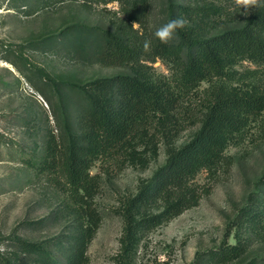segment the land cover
Wrapping results in <instances>:
<instances>
[{
	"label": "rangeland",
	"instance_id": "1",
	"mask_svg": "<svg viewBox=\"0 0 264 264\" xmlns=\"http://www.w3.org/2000/svg\"><path fill=\"white\" fill-rule=\"evenodd\" d=\"M149 2L152 23L166 17L167 0ZM173 2L203 8L198 14L211 33L246 24L264 4ZM120 17L119 0H0V253H8L11 239H53L57 258L66 249H81L86 264H264V112L241 142L227 147L231 169L180 184L169 204L164 198L145 199L143 191L154 188L169 151L191 141L197 127L185 124L179 134L160 138L158 147L140 150L144 163L96 162L91 202L100 227L91 239L85 237L88 219L44 171L49 133H58L53 114L62 118L66 109L60 94L68 95L70 85L131 73L82 60L70 45L79 28L114 29ZM154 66L168 73L161 61ZM247 68L255 67L246 62L239 70ZM245 86L264 95V77ZM68 109L76 125L77 113ZM180 200L190 206L177 214L169 205ZM230 245L250 248L232 262L214 261Z\"/></svg>",
	"mask_w": 264,
	"mask_h": 264
},
{
	"label": "trees",
	"instance_id": "2",
	"mask_svg": "<svg viewBox=\"0 0 264 264\" xmlns=\"http://www.w3.org/2000/svg\"><path fill=\"white\" fill-rule=\"evenodd\" d=\"M119 1L122 17L114 29L81 27L70 45L82 60L92 58L102 67L129 68L131 73L86 86L67 84L69 94H60L66 109L62 118L56 111L53 114L58 133H49L43 165L77 214L88 219L85 237L89 239L100 227L91 202L96 187L91 169L96 162L118 167L144 163L140 150L158 147L160 138L179 134L185 124L197 127L191 141L169 151L154 178V188L143 191L145 199L164 198L169 204L180 184L201 173L214 178L231 169L233 159L226 154L227 147L241 142L249 125L264 112V95L245 88L249 80L264 77V4L246 24L211 33L200 20L201 7L167 0L166 17L152 23L150 0ZM173 18L184 19V28L169 43H160L154 32ZM145 42H150L147 49ZM159 61L168 73L157 71L154 65ZM246 62L255 68L240 72ZM68 107L77 113L76 125L71 123ZM189 206L180 200L169 208L180 214ZM11 240L8 253H0V264H86L81 249H66L57 258L53 239ZM248 248L227 246L214 261L232 262Z\"/></svg>",
	"mask_w": 264,
	"mask_h": 264
},
{
	"label": "clouds",
	"instance_id": "3",
	"mask_svg": "<svg viewBox=\"0 0 264 264\" xmlns=\"http://www.w3.org/2000/svg\"><path fill=\"white\" fill-rule=\"evenodd\" d=\"M253 4H255V0H237V7L244 5L246 8ZM138 24H134L133 26L135 27ZM185 24L186 21L182 18L170 19L156 29L154 36L160 43L167 44L175 37L177 30L184 28ZM149 45L150 42H145L144 47L147 49Z\"/></svg>",
	"mask_w": 264,
	"mask_h": 264
}]
</instances>
